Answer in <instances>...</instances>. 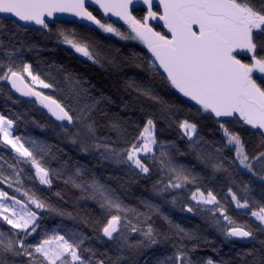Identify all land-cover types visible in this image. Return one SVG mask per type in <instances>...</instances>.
I'll use <instances>...</instances> for the list:
<instances>
[{
	"label": "snow or ice",
	"instance_id": "6c2138e0",
	"mask_svg": "<svg viewBox=\"0 0 264 264\" xmlns=\"http://www.w3.org/2000/svg\"><path fill=\"white\" fill-rule=\"evenodd\" d=\"M0 94V264H264V0H0Z\"/></svg>",
	"mask_w": 264,
	"mask_h": 264
},
{
	"label": "trees",
	"instance_id": "16d2710c",
	"mask_svg": "<svg viewBox=\"0 0 264 264\" xmlns=\"http://www.w3.org/2000/svg\"><path fill=\"white\" fill-rule=\"evenodd\" d=\"M10 23V22H9ZM32 41H35L36 43H38L41 47V52L39 53L41 58H54L56 59L57 62H65V61H69L71 63L72 66L79 68L80 71L84 72L87 71V69H85V67L83 66V64L78 63L76 60L72 59L69 54L66 51H63L61 49H56L55 51H51V49H53L54 47V42L52 41H46L43 40L38 34H33L31 37ZM118 42V46H119ZM136 51H140V47L139 46H134L132 44L128 45V49H126V51L133 49ZM95 83H97V86L100 87L103 85V82L100 80H94ZM106 93L107 92H111V94L113 95L116 103H119V94L116 93L115 89L111 88L110 85H108L107 88H105ZM10 103V102H8ZM6 104V100L5 97L3 96V94H0V109H3L5 107ZM37 117L39 118V114H37ZM25 131L34 134V135H41L39 129H35L32 128L31 126H29L27 128V130H25V127L23 125H21L20 128V133H25ZM0 154H3L5 156H7L9 153L6 150H2L0 149ZM228 251V249L225 247L222 249V254L226 253ZM209 255H214L212 253H208ZM226 258V257H225Z\"/></svg>",
	"mask_w": 264,
	"mask_h": 264
},
{
	"label": "water",
	"instance_id": "95a60500",
	"mask_svg": "<svg viewBox=\"0 0 264 264\" xmlns=\"http://www.w3.org/2000/svg\"><path fill=\"white\" fill-rule=\"evenodd\" d=\"M113 19H115V18H113Z\"/></svg>",
	"mask_w": 264,
	"mask_h": 264
}]
</instances>
